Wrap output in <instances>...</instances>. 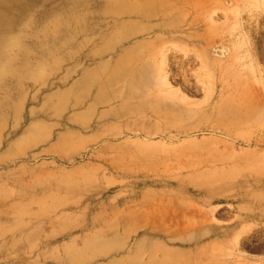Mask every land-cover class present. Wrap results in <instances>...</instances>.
<instances>
[{
    "label": "rangeland",
    "instance_id": "374dc122",
    "mask_svg": "<svg viewBox=\"0 0 264 264\" xmlns=\"http://www.w3.org/2000/svg\"><path fill=\"white\" fill-rule=\"evenodd\" d=\"M10 36L0 264H264V0H36Z\"/></svg>",
    "mask_w": 264,
    "mask_h": 264
},
{
    "label": "bare ground",
    "instance_id": "6f19581e",
    "mask_svg": "<svg viewBox=\"0 0 264 264\" xmlns=\"http://www.w3.org/2000/svg\"><path fill=\"white\" fill-rule=\"evenodd\" d=\"M36 0H0V61L14 41L9 33L16 28ZM5 61V60H4Z\"/></svg>",
    "mask_w": 264,
    "mask_h": 264
}]
</instances>
